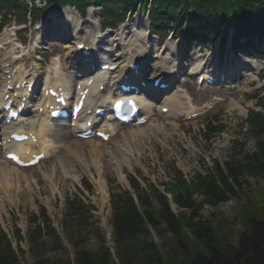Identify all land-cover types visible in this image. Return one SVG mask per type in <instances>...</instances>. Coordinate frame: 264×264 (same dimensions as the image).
Instances as JSON below:
<instances>
[{"label":"rangeland","instance_id":"rangeland-1","mask_svg":"<svg viewBox=\"0 0 264 264\" xmlns=\"http://www.w3.org/2000/svg\"><path fill=\"white\" fill-rule=\"evenodd\" d=\"M141 16L132 18L125 23L126 25L111 31V36H107V32L98 34L99 29L94 26L95 20L87 17L79 22L77 27L73 26V22H68L70 28L66 26L67 24H61L55 26V30L64 31L67 34L73 31L84 35V32H90L88 30L91 26L92 32L96 33L102 42L108 44L109 49L111 47L114 50V46L121 44V39L125 38L129 28H133L135 22L143 23ZM13 24V21H10L8 25L13 28ZM20 37L24 36L20 35ZM155 41L143 43V49L149 58L167 51H170L171 56L172 53L184 49L177 41L167 39L163 46H156ZM52 50L59 51L53 48ZM189 56L195 59L196 65L202 67L204 52L194 50ZM226 57L229 62H235V59H238L236 55L234 58L229 55ZM154 60L151 59L149 71L154 70L159 64ZM184 63L188 64L185 61ZM260 68H264L263 63ZM261 76L263 79L258 82H253L254 77L246 79L245 82H252L250 85H234L233 89L229 90V93L225 92L224 95L211 89L198 90L194 81L189 80L181 87V92L189 96L194 110L206 109V114L191 120L177 116L175 122L157 118L158 123L164 122L167 126L166 133L153 132L158 123L145 126L144 134L146 135H142L138 144L132 148L129 147L130 149L126 147L122 138H115L112 142L105 144L93 141L92 144L97 145L102 154L97 157L90 154L92 144L79 142L78 146L82 150L79 152L84 155V159L82 156L78 160L71 159L59 152L54 158L44 162L39 169L18 170V182L0 174V180L8 182V186L0 187V226L10 241L11 248L17 254L20 264H34L36 261L32 253L33 244L29 242L28 235L35 226L31 222L32 214H38L40 208L44 207L54 231L52 234L50 230H44L45 233L39 241L44 243L42 255L51 261L55 259L71 261L76 247L94 251L103 242L110 251H113L111 217L114 209L110 197L113 192L119 193L120 190L129 187L128 174L138 175L142 187L152 185L157 191L162 192L164 189L161 186L162 183L172 179L176 170L182 174L191 188L195 175H207L208 171L211 174L216 173L215 165L225 172L228 163L231 164L234 161L246 163L245 157L254 154L258 142L264 139V135L256 139L245 123L248 111L255 108L256 99L253 98L255 90L264 84V74L262 73ZM217 97L221 98L222 102L218 103ZM212 120H217L224 126V130L210 140H205L203 132L205 123ZM172 123L176 126L173 127ZM148 136L150 137L147 140ZM54 137L58 142H63L62 138L58 139L57 134ZM67 139L68 137L64 141ZM119 149L123 150L119 151ZM1 164L3 163L0 159V168L3 166ZM118 164L122 166V169L118 168ZM103 166L104 175L102 174ZM97 171L101 175H98ZM99 178L103 180L102 188L98 185ZM83 181L90 184L91 192L83 189ZM232 184L236 187L235 197L219 203L216 208L206 205L200 212L202 218L208 221L215 237H228L244 230L247 217L261 212V207L264 205L263 175L239 174L237 183L232 182ZM130 194L133 195V192L130 191ZM193 197L198 202L201 200L199 195ZM80 200L89 210L86 214V218L89 217L86 225L79 222L78 217L73 213L74 209L80 206ZM169 208L175 214H187L175 204L169 203ZM16 228L20 230L19 235L22 236V240L17 239ZM150 232L149 239L156 244L170 243L171 236L166 235L160 238L156 233ZM55 240L60 244L58 250L55 248ZM190 244L191 250L195 252L196 247L192 242ZM162 257L165 260L168 258L165 253ZM169 259L174 263L175 259Z\"/></svg>","mask_w":264,"mask_h":264},{"label":"trees","instance_id":"trees-1","mask_svg":"<svg viewBox=\"0 0 264 264\" xmlns=\"http://www.w3.org/2000/svg\"><path fill=\"white\" fill-rule=\"evenodd\" d=\"M45 1L48 4L75 5L80 10L94 3L101 7L104 21L118 19L129 10L141 8L148 10L155 29L166 28L178 18L180 27L186 24L185 37L189 41L204 42L219 34L223 40L231 28L233 48L241 46L239 37H245L250 44V38H257L264 47V0ZM260 105L264 108V97ZM247 122L256 139L264 135V115L254 114ZM218 129L220 127H208V133ZM245 158L246 163L234 161L226 164L225 172L215 165L216 173L208 171L207 175H195L191 188L181 173L175 171V182L167 184L164 192L170 194L173 203L187 214H174L163 193L154 187L144 190L131 179L137 203L126 192L112 199L113 251L102 242L94 251L76 247L71 261H51L42 255L44 243H39L45 233L44 225L54 234L43 216V227L36 224L28 235L36 258L34 264H264V205L261 212L247 217L244 230L228 237H215L208 221L200 214L204 206L216 208L219 203L236 196V187L232 182L237 183L239 174L264 176V139L258 142L256 152ZM194 195H199L201 200L196 201ZM75 213L79 222L86 225L87 218L83 212L78 209ZM150 231L160 238L171 236L170 243L156 244L149 239ZM15 235L22 240L17 230ZM55 242L58 250L60 244L57 240ZM191 242L197 249L195 252L191 250ZM163 252L168 256L166 260L162 257ZM169 258L175 259L174 263ZM0 264H20L10 241L1 230Z\"/></svg>","mask_w":264,"mask_h":264},{"label":"bare ground","instance_id":"bare-ground-1","mask_svg":"<svg viewBox=\"0 0 264 264\" xmlns=\"http://www.w3.org/2000/svg\"><path fill=\"white\" fill-rule=\"evenodd\" d=\"M64 13H65V16H66V18L68 20H72L71 15H69L70 12H64ZM135 41H136V39H134L132 42H130L128 44V46H134L133 43ZM136 53L137 52L131 51V55H126V57L124 59H125L127 64L131 62L132 55H134ZM166 55L169 56L168 53ZM166 59L162 60L164 65L161 68H168L166 66L168 64H170V62H168ZM193 69L194 68L192 67V70ZM46 81L48 83L50 82L49 80H46ZM97 83H104V90L102 92H98V91L92 92V91H90L86 101L88 103H93L94 102L96 105L103 106L105 104L106 98H108L109 95H110L109 87H108L107 83L105 82V77L104 76L98 78L96 80L95 84H97ZM97 97H99V98L102 97V98L99 99ZM166 99L167 100H165L164 104L158 106V110H160L162 107H167L168 108L167 114L161 116L162 120H164V121L171 120L172 122H175V120L177 119L176 117L180 116L179 114H182V113L185 112V114L187 115V114H189L191 112L190 110L192 109V106H189L187 103L183 102V101H187V102L190 103V99H189V97L187 95H184V99L181 100L179 95L174 93L171 96L167 97ZM150 113L151 112L145 111V115L146 116H149ZM152 113H154V112H152ZM36 118H37L38 130L36 131L35 134H36L37 138H39L40 140H42L45 143L44 138L47 135V133L50 132V124L47 121V119L44 118L41 115H36ZM158 124L159 125L155 126V130L153 132L155 134H158L159 131H162V133H166L167 126L164 125V122H160ZM172 124H173V127L176 126V124H174V123H172ZM108 126H109V124H107V125L105 124L106 128H108ZM65 128H66L65 126L61 127V131H63L61 136H65L66 135V133L64 132ZM109 128H110V130H109ZM109 128H108V130L110 132V135L111 134L113 135L114 133L116 134V128L111 127V126ZM142 133L144 134V132H142L141 129H130L128 131H123L119 136H120V138H122V140L125 143L126 147L128 149H130L133 146H136L138 144V141L140 140ZM144 135H146V134H144ZM149 137L150 136L147 137V140H148ZM92 142L93 141H89L87 143L92 144ZM78 143H79L78 140L66 142L67 146L70 148L69 151L75 156V160H78L81 156L84 159V155L81 152H79L81 149L79 148ZM125 145H123V146H125ZM126 147H124V148L127 150ZM122 150L123 149H119V151H122ZM90 154H92L93 156H97V157L102 156L100 148L97 145H94V144H92V146H91ZM111 159H113V158H111ZM62 161H63V158H62ZM116 161H118V160H116ZM1 165H3L2 168L0 169L1 175L3 177H7V179H9V180L10 179H14V180H16V182H18V180H19V178H18L19 177L18 170L16 168H14L13 166L10 167L11 163L7 162L5 160L3 161V164H1ZM118 168L122 169V166L118 164ZM102 174L104 175V166H103V173ZM98 175H101V173L98 172ZM98 185H99L100 188H102L103 180L101 178H99V180H98ZM1 186L2 187L3 186H5V187L8 186V182L0 180V187ZM161 193H163L164 195H167V198L170 196V195L168 196V194L165 193L164 191H162ZM111 195H113L115 197H118L120 195V192L119 193H114L113 192ZM168 200L170 201V204H173L171 196H170V198H168ZM135 201H136V199H135Z\"/></svg>","mask_w":264,"mask_h":264}]
</instances>
